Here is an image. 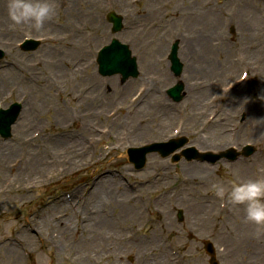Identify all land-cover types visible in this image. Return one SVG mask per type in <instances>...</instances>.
I'll use <instances>...</instances> for the list:
<instances>
[{
  "label": "rangeland",
  "instance_id": "1",
  "mask_svg": "<svg viewBox=\"0 0 264 264\" xmlns=\"http://www.w3.org/2000/svg\"><path fill=\"white\" fill-rule=\"evenodd\" d=\"M55 3L57 15L37 32L28 25L13 26L7 0H0V48L5 52L0 61V108L12 102L22 105L11 138L0 140V264H38L41 256L48 257V264H137V256L122 242L129 234L120 219L127 222L123 211L132 209L123 194L136 197L138 188H149L155 180L165 188L149 194L152 205L181 235L172 245L178 249L172 256L186 253L194 264H208L202 243L209 240L218 264L237 259L235 263L242 264L240 257L261 260L262 246L251 255L245 245L235 248L204 227L190 228L197 205L185 203L182 194L171 200L164 194L179 186L186 175L182 170L198 164L213 170L206 190L210 201L219 204L209 190L210 181L232 179L237 162L250 164L257 157L249 126L253 119L264 123V0ZM109 12L123 18L116 36L105 21ZM24 38L40 41L36 51H20ZM112 38L129 46L137 78L121 82L118 76L97 74L96 53ZM173 43L185 87L177 104L166 95L178 80L167 61ZM149 102L153 106L141 112ZM129 105L134 107L130 113ZM166 110L172 112L173 122L160 137H147L153 125L147 132L144 121L138 120ZM185 119L187 129L181 125ZM182 136L199 152L240 151L250 145L255 153L214 166L184 160L171 164L151 155L139 172L126 161L128 148ZM204 141L211 147L200 149ZM151 157L155 162H149ZM159 164H165L163 169ZM102 176L107 182L101 185ZM244 176L239 178L248 179ZM141 234L147 235L148 228Z\"/></svg>",
  "mask_w": 264,
  "mask_h": 264
},
{
  "label": "bare ground",
  "instance_id": "2",
  "mask_svg": "<svg viewBox=\"0 0 264 264\" xmlns=\"http://www.w3.org/2000/svg\"><path fill=\"white\" fill-rule=\"evenodd\" d=\"M161 102L162 106L167 108L165 102ZM159 104L161 103L159 102ZM149 106H153V104L149 102L147 105L146 103L145 107L142 106L140 109L141 112H145ZM133 109L134 107L129 105L127 110L130 113ZM163 116L164 118L162 119ZM173 119L172 112L166 110L165 113L158 114V116L151 118L142 117L138 121H144V123H141L142 126L144 125L142 128H145L147 132H149L150 126L153 125L154 130L148 133L147 137L157 138L165 133L168 126L173 122ZM181 125L182 128L185 126V129L189 127L187 126L186 119L182 121ZM249 128L252 141L257 142L258 155L250 164L245 161L237 162L238 164L235 169L239 170L241 176L245 175L244 177L247 176L248 179H252L264 176V123L258 122V120L254 121L253 119V123ZM140 132L141 134L143 133L142 131ZM139 137L138 135L136 138ZM220 139L219 134L217 140ZM199 146L200 149L211 147L206 141L200 143ZM149 162H155V158H149ZM159 165L163 169L165 164ZM151 166L158 169V165L155 163L151 164ZM212 171L198 164L186 167L185 170H182V173L186 175L182 176V182L179 186L171 193H165L164 196L168 195V200H171L175 194H182L187 199L184 200L185 203L197 205V207L192 208L195 212L193 214L194 221L192 219L190 228L196 224L199 227H204L206 232L210 230L212 234H217L220 238L222 237L223 242L227 245L238 243L245 245V250L250 251L251 255L256 250V246H262L261 249L264 255V241H261L262 238H253L254 226L244 220L243 209H234L227 205L221 206V203L218 204V201L217 204L210 201L206 184L210 178L212 180ZM162 179H165V176ZM106 182L107 177L102 176L99 184L102 185ZM142 187V189H137L136 197H133L135 199L132 198V194H123L124 197H127L128 204L132 205V209L126 207L123 211V214L128 217L127 222L124 221L125 217H123V220L120 219V223L123 222L121 226L129 234V237L128 235L126 236V238L128 237L127 240L122 239V242L128 245V252L134 253L137 256V264H181L182 261L184 262L183 264H194L190 257L186 256V253H180V257L172 256L176 254L172 250H178L177 247L173 248L172 245L178 244L181 235L175 226L166 220L165 213L157 210L152 205L153 202L149 194L160 191L165 188V185L155 180L149 188L144 184ZM212 206H214V210ZM152 214L157 217L156 220L151 219L150 216ZM145 228H148V234L142 235L141 231ZM168 236H171L170 241H168ZM234 247L236 248V245ZM8 250H10L11 254L14 252L12 248ZM240 258L242 264H264V257L261 260L250 257ZM237 260H233V262L228 261L226 264H236Z\"/></svg>",
  "mask_w": 264,
  "mask_h": 264
},
{
  "label": "clouds",
  "instance_id": "3",
  "mask_svg": "<svg viewBox=\"0 0 264 264\" xmlns=\"http://www.w3.org/2000/svg\"><path fill=\"white\" fill-rule=\"evenodd\" d=\"M7 14L13 26L28 25L39 32L57 15V5L55 0H7ZM230 174L229 180L214 177L209 190L221 206L242 208L244 220L254 226L253 238L260 239L264 237V176L240 179L235 168ZM38 264H48V257H38Z\"/></svg>",
  "mask_w": 264,
  "mask_h": 264
},
{
  "label": "water",
  "instance_id": "4",
  "mask_svg": "<svg viewBox=\"0 0 264 264\" xmlns=\"http://www.w3.org/2000/svg\"><path fill=\"white\" fill-rule=\"evenodd\" d=\"M109 20L113 22V29L112 32H116L120 29V18H115V17H109ZM175 59V53L174 50L171 55V60L174 61ZM98 67H99V73L101 75H106L110 76L113 74H120L123 79H126L127 77L135 76L137 75L135 71V62L134 59L130 57V52L128 51V48L126 46H123L119 44L116 40L112 41V43L108 46L105 47L100 53L98 57ZM179 87H175L174 89L170 90L168 94L174 98L175 100H178L177 93ZM12 116L6 120L5 123V128L8 127V125L13 121V118L15 116V111L10 113ZM2 121V119L0 118ZM0 134L5 135V131L3 129H0ZM183 143L179 144H173L169 146H163L168 147V151L162 152V156H166L167 154L173 152L174 150L178 149L181 147ZM153 151H158L156 150L155 147H150V148H145L140 152H129V155L131 157L132 161H136V167L139 168L143 165L144 163V155L153 152ZM250 153L248 149V154ZM184 154V153H183ZM197 158L203 159V157L194 155ZM230 157V155H228ZM219 157L211 158V161L217 160ZM137 159V160H135ZM179 157H175L174 161H177ZM207 252H211L210 247L206 246Z\"/></svg>",
  "mask_w": 264,
  "mask_h": 264
}]
</instances>
